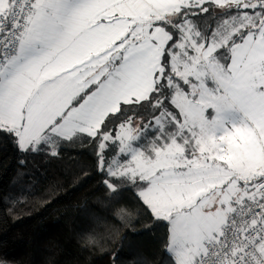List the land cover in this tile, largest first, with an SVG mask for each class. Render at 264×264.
I'll use <instances>...</instances> for the list:
<instances>
[{
	"label": "snow or ice",
	"instance_id": "6c2138e0",
	"mask_svg": "<svg viewBox=\"0 0 264 264\" xmlns=\"http://www.w3.org/2000/svg\"><path fill=\"white\" fill-rule=\"evenodd\" d=\"M76 143L166 264H264V0H0V153Z\"/></svg>",
	"mask_w": 264,
	"mask_h": 264
},
{
	"label": "trees",
	"instance_id": "16d2710c",
	"mask_svg": "<svg viewBox=\"0 0 264 264\" xmlns=\"http://www.w3.org/2000/svg\"><path fill=\"white\" fill-rule=\"evenodd\" d=\"M101 179L87 144L23 167L11 150L0 153V261L166 264L165 229L150 231L132 194L112 197Z\"/></svg>",
	"mask_w": 264,
	"mask_h": 264
}]
</instances>
